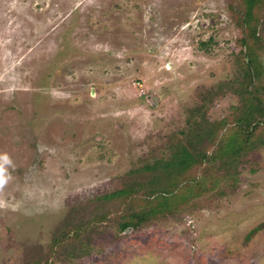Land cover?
Here are the masks:
<instances>
[{
  "label": "rangeland",
  "instance_id": "1",
  "mask_svg": "<svg viewBox=\"0 0 264 264\" xmlns=\"http://www.w3.org/2000/svg\"><path fill=\"white\" fill-rule=\"evenodd\" d=\"M0 264H264V0H0Z\"/></svg>",
  "mask_w": 264,
  "mask_h": 264
},
{
  "label": "clouds",
  "instance_id": "2",
  "mask_svg": "<svg viewBox=\"0 0 264 264\" xmlns=\"http://www.w3.org/2000/svg\"><path fill=\"white\" fill-rule=\"evenodd\" d=\"M13 166V162L7 153H0V191H2L11 179L8 168ZM0 202V207H4Z\"/></svg>",
  "mask_w": 264,
  "mask_h": 264
}]
</instances>
